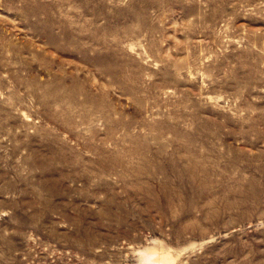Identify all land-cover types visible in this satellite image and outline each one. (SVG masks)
I'll list each match as a JSON object with an SVG mask.
<instances>
[{"label": "rangeland", "instance_id": "374dc122", "mask_svg": "<svg viewBox=\"0 0 264 264\" xmlns=\"http://www.w3.org/2000/svg\"><path fill=\"white\" fill-rule=\"evenodd\" d=\"M163 260L264 264V0H0V264Z\"/></svg>", "mask_w": 264, "mask_h": 264}, {"label": "bare ground", "instance_id": "6f19581e", "mask_svg": "<svg viewBox=\"0 0 264 264\" xmlns=\"http://www.w3.org/2000/svg\"><path fill=\"white\" fill-rule=\"evenodd\" d=\"M163 261L164 262L157 261V262H154L153 264H170V263H167L166 260H163Z\"/></svg>", "mask_w": 264, "mask_h": 264}]
</instances>
